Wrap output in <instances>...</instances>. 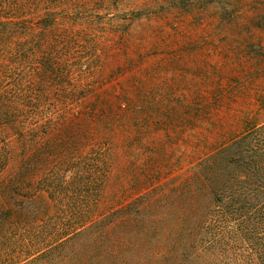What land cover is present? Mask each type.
I'll use <instances>...</instances> for the list:
<instances>
[{
	"label": "trees",
	"instance_id": "obj_1",
	"mask_svg": "<svg viewBox=\"0 0 264 264\" xmlns=\"http://www.w3.org/2000/svg\"><path fill=\"white\" fill-rule=\"evenodd\" d=\"M125 3L0 0V264H264V119L179 173L168 146H148L136 196L102 211L121 146L105 119L133 125L134 111L85 102L134 18Z\"/></svg>",
	"mask_w": 264,
	"mask_h": 264
},
{
	"label": "rangeland",
	"instance_id": "obj_2",
	"mask_svg": "<svg viewBox=\"0 0 264 264\" xmlns=\"http://www.w3.org/2000/svg\"><path fill=\"white\" fill-rule=\"evenodd\" d=\"M133 1L134 18L110 35L100 84L85 102L95 110L125 103L134 111L133 125L126 114L105 119L121 146L102 211L136 196L134 167L145 165L148 146H168L179 173L241 131L246 118L264 119V0ZM185 103L193 104L190 113L181 110ZM166 116L176 124L155 123Z\"/></svg>",
	"mask_w": 264,
	"mask_h": 264
}]
</instances>
